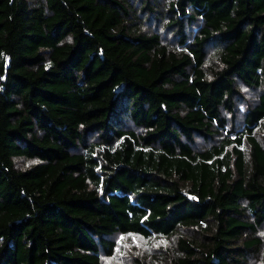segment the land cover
Here are the masks:
<instances>
[{"label":"trees","instance_id":"16d2710c","mask_svg":"<svg viewBox=\"0 0 264 264\" xmlns=\"http://www.w3.org/2000/svg\"><path fill=\"white\" fill-rule=\"evenodd\" d=\"M0 264H264V0H0Z\"/></svg>","mask_w":264,"mask_h":264}]
</instances>
